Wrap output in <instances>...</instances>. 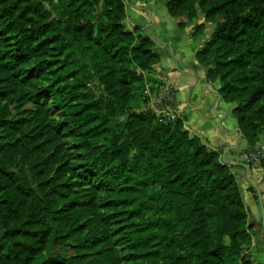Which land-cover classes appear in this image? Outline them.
I'll return each instance as SVG.
<instances>
[{
    "label": "trees",
    "instance_id": "16d2710c",
    "mask_svg": "<svg viewBox=\"0 0 264 264\" xmlns=\"http://www.w3.org/2000/svg\"><path fill=\"white\" fill-rule=\"evenodd\" d=\"M125 4L0 0V264H121L120 234L142 264H255L232 167L181 120L144 110L160 56L154 38L126 29ZM167 9L186 19L180 29L204 15L194 36L215 25L195 59L208 82L220 81L222 100L236 105L232 116L255 146L264 136V0H167ZM65 83L59 104L72 113L59 126L45 107L10 119V103L30 89L49 99ZM90 85L99 97L80 91ZM65 126L76 135L78 165L63 153ZM103 186L114 196L107 205ZM71 243L70 258L47 253Z\"/></svg>",
    "mask_w": 264,
    "mask_h": 264
},
{
    "label": "crops",
    "instance_id": "0c3cea01",
    "mask_svg": "<svg viewBox=\"0 0 264 264\" xmlns=\"http://www.w3.org/2000/svg\"><path fill=\"white\" fill-rule=\"evenodd\" d=\"M125 1L126 19L124 25L131 32L139 27L144 35L155 39L153 50L160 56V63L156 66V78L164 84L166 82L173 83L177 94L178 112L184 119L186 130L195 133L194 136L199 137L210 151L218 152L236 145L238 134L232 135L224 132L218 126L219 117H215L212 113L217 101L216 95L207 91L204 101L201 103V86L203 84H210L214 90L219 91L218 86L206 81L205 71L201 70L202 67L195 59L196 53L201 50L210 37L209 24H207L208 28L205 36L193 35L195 27L205 23L204 15L200 14L197 20L187 22L186 28L180 29L179 23L186 21V19L170 16L167 9V0ZM194 75L198 80V86L191 89L189 96V88L194 84ZM228 107L230 110L227 109ZM233 107V104L221 100L218 108V110L227 114L222 124L229 133H233L238 129V123L231 114ZM187 116L189 120H187ZM244 144L243 139L240 146ZM231 152L227 154L226 159L235 161ZM245 174L246 171L243 169V171H238L237 175L242 181L240 185L242 198L249 218H251L250 213L252 212L254 223L262 226L260 202L246 205L244 191L250 188V185L245 179ZM252 177L259 185L262 206L264 207V189L261 185L262 180H264V170L260 166L252 168ZM246 254L255 264H264V229L263 233H257L253 236L251 245L246 249Z\"/></svg>",
    "mask_w": 264,
    "mask_h": 264
},
{
    "label": "rangeland",
    "instance_id": "374dc122",
    "mask_svg": "<svg viewBox=\"0 0 264 264\" xmlns=\"http://www.w3.org/2000/svg\"><path fill=\"white\" fill-rule=\"evenodd\" d=\"M38 1H44V0H38ZM209 32H210V37L214 31L215 25L213 24H209ZM198 26V25H197ZM207 28L205 29L204 33L202 34V36L206 35L207 32ZM209 37V39H210ZM208 39V40H209ZM0 57H2V53L0 54ZM157 66V65H156ZM202 71H205L203 68H201ZM154 79L156 82L154 83H148L146 86V91H147V95L146 98H148L147 103L144 105V107L148 104V102L150 101L151 97H154L155 95H157L160 90L164 87V83H162L161 81H158L156 78V68L154 71ZM207 81V79H206ZM216 86L219 87V90L221 88V83L220 81H216L215 83ZM49 84L47 82L44 81H40L38 83V87L39 89H47V86ZM31 93V96L28 97L25 101L19 102L17 100H14L10 103V110H11V117L10 119L12 120H21V119H30L31 118V113L36 110L39 107H45L46 110L49 112L50 114V119L53 122V124H55L56 126H59L60 123L63 122V120L65 119L66 115H69L72 113V109L66 105L64 108H61L59 102H62L63 99H67L65 98L66 93H68L70 91V87L67 86V84H62V85H54L53 90L50 92L49 95V99L45 98L44 96H39V97H35V90L34 89H30L29 90ZM82 92H87V93H94L95 97H99L101 93V89H98L97 87L90 85L88 87V89H82L80 90ZM65 103V102H64ZM234 107H236V105L233 103ZM228 110H230V108H227ZM232 114V113H231ZM233 117V116H232ZM187 120H189V117L187 116ZM178 121V120H177ZM173 122V121H171ZM181 122L183 123V129L185 131H187L190 136H194L195 133L190 132L188 130H186V127L184 126V119L181 118ZM225 128V126H223ZM226 129V128H225ZM63 134H64V139L62 142V148H63V153L71 160L72 165H78L79 163H81V159L79 158L80 156V151L77 149V138L75 134L71 133L70 127L69 126H65V128L63 129ZM6 137V133L4 132L3 129H0V142L4 143ZM244 145L240 146L238 149L233 150L232 153V157L234 160L236 161H242V162H250V155H255L260 157L259 162L256 163V165H252L253 168H256L257 166L259 167L260 161L262 159H264V136H262L260 138V141L253 147L249 146L248 143L244 140ZM224 150H220L218 151L222 157V153ZM258 154V155H257ZM8 167L15 171V172H19L21 170L20 164L19 163H15V164H11L10 162H8ZM231 171L233 173V175L236 177V181L238 183L239 189L241 191V182L240 178H238V171H243V169L241 167H232ZM240 181V182H239ZM97 184V181H96ZM250 185V183H249ZM262 188L264 189V180H262ZM104 187V192L101 194V198H100V202L104 205H107L109 203H111V201L114 199V196L112 195V193L110 191H108V187ZM259 187V185H258ZM244 191V190H243ZM244 193L246 194V205H252V203L258 204V196H257V192L255 191V189L250 185V188L246 189L244 191ZM243 193V195H244ZM110 201V202H109ZM245 204V203H244ZM250 209V208H249ZM111 211V208H105L102 210V212L104 214H107ZM251 214V218H249V225L252 227L251 231L253 233H255V235L257 233H263V229L261 225H256L252 219V212ZM249 215V214H248ZM127 224H121V226H124ZM117 226H113V229H116ZM253 228H255V230H253ZM122 234H120V236H117V242H116V256L117 258L120 260L121 264H142L143 260L140 259L138 261L134 260V256L132 254V252L129 250V246H128V242L126 239L121 238ZM75 243H71L69 245H64V246H60V245H50L48 248L47 253L49 255H53L54 257H60V258H70L72 256L75 255Z\"/></svg>",
    "mask_w": 264,
    "mask_h": 264
},
{
    "label": "water",
    "instance_id": "95a60500",
    "mask_svg": "<svg viewBox=\"0 0 264 264\" xmlns=\"http://www.w3.org/2000/svg\"><path fill=\"white\" fill-rule=\"evenodd\" d=\"M198 86V80L196 78V76L194 75V84L189 88V96H190V92H191V89L192 88H195ZM201 90H202V96H201V103L204 101V98H205V95H206V92L209 91V92H212L214 93V95H216L217 97V101L213 107V110H212V113L215 117H219L218 119V126L226 133L228 134H232V135H235V134H238V138H237V141H236V145L234 146H231V147H227L223 153H222V157H221V160H222V163L228 167H241L243 169H245L246 171V174H245V179L250 183V185L255 189V191L257 192V195L259 197V202H260V205H261V210H262V226H263V229H264V207L262 206V196H261V193H260V189L257 185V183L254 181L253 177H252V167L251 165H249L248 163L246 162H242V161H228L226 159V156L227 154L230 152V151H233V150H236L239 148L242 140L244 139V135H243V132L240 128L236 129L233 133H229L224 127H223V120L226 118L227 114L226 112L224 111H220L218 110L219 108V105H220V102L222 100V96L220 94L219 91H216L214 90L210 84H203L201 86Z\"/></svg>",
    "mask_w": 264,
    "mask_h": 264
},
{
    "label": "built area",
    "instance_id": "2783aa9c",
    "mask_svg": "<svg viewBox=\"0 0 264 264\" xmlns=\"http://www.w3.org/2000/svg\"><path fill=\"white\" fill-rule=\"evenodd\" d=\"M144 110L152 112L160 120L173 122L181 120L182 117L178 112L177 94L173 83L166 82L160 92L150 98ZM259 159V155H250V162H248V164L252 167V165L254 166L259 162Z\"/></svg>",
    "mask_w": 264,
    "mask_h": 264
}]
</instances>
